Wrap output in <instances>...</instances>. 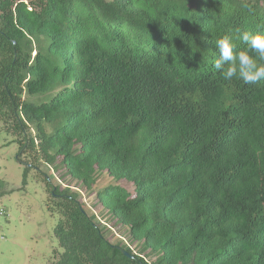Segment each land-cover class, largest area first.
<instances>
[{
  "label": "trees",
  "instance_id": "obj_1",
  "mask_svg": "<svg viewBox=\"0 0 264 264\" xmlns=\"http://www.w3.org/2000/svg\"><path fill=\"white\" fill-rule=\"evenodd\" d=\"M263 2L0 0V122L58 215L48 264H264V81L214 65L217 39L264 32ZM101 172L125 242L74 188Z\"/></svg>",
  "mask_w": 264,
  "mask_h": 264
},
{
  "label": "rangeland",
  "instance_id": "obj_2",
  "mask_svg": "<svg viewBox=\"0 0 264 264\" xmlns=\"http://www.w3.org/2000/svg\"><path fill=\"white\" fill-rule=\"evenodd\" d=\"M30 99L36 100L37 97ZM2 123L0 122V208L3 214H0V264H48L53 250L58 248L54 236L58 215L47 207L48 192L44 175L26 163L23 155L17 159V136ZM39 169L51 177V182L58 181L53 170L45 163H40ZM110 183H113L111 177L101 172L96 176L91 191L74 188L87 213L94 214L97 221L108 229L106 236L114 243L119 240L125 242L127 227L112 219L110 213L96 201L97 191ZM128 245L133 252L142 253L140 243ZM145 258L150 262L154 260L151 255H145Z\"/></svg>",
  "mask_w": 264,
  "mask_h": 264
},
{
  "label": "clouds",
  "instance_id": "obj_3",
  "mask_svg": "<svg viewBox=\"0 0 264 264\" xmlns=\"http://www.w3.org/2000/svg\"><path fill=\"white\" fill-rule=\"evenodd\" d=\"M239 39L246 48L238 52L236 44L229 36L215 41L219 56L214 62L215 68L221 71L223 78L228 81L238 79L246 85L264 81V32L240 31Z\"/></svg>",
  "mask_w": 264,
  "mask_h": 264
},
{
  "label": "water",
  "instance_id": "obj_4",
  "mask_svg": "<svg viewBox=\"0 0 264 264\" xmlns=\"http://www.w3.org/2000/svg\"><path fill=\"white\" fill-rule=\"evenodd\" d=\"M123 252H124L125 255L130 256V255H128V253L126 251H123Z\"/></svg>",
  "mask_w": 264,
  "mask_h": 264
},
{
  "label": "built area",
  "instance_id": "obj_5",
  "mask_svg": "<svg viewBox=\"0 0 264 264\" xmlns=\"http://www.w3.org/2000/svg\"><path fill=\"white\" fill-rule=\"evenodd\" d=\"M0 214H3V210L0 208Z\"/></svg>",
  "mask_w": 264,
  "mask_h": 264
}]
</instances>
